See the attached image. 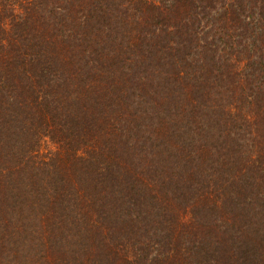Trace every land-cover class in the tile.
<instances>
[{"label": "trees", "instance_id": "trees-1", "mask_svg": "<svg viewBox=\"0 0 264 264\" xmlns=\"http://www.w3.org/2000/svg\"><path fill=\"white\" fill-rule=\"evenodd\" d=\"M0 264H264V0H0Z\"/></svg>", "mask_w": 264, "mask_h": 264}]
</instances>
